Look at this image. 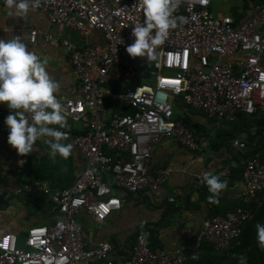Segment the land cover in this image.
Wrapping results in <instances>:
<instances>
[{"label": "built area", "instance_id": "obj_1", "mask_svg": "<svg viewBox=\"0 0 264 264\" xmlns=\"http://www.w3.org/2000/svg\"><path fill=\"white\" fill-rule=\"evenodd\" d=\"M173 2L174 15L184 22L170 29L165 42L153 49L156 59L147 61L126 53L134 40L132 27L144 20L137 0H38L36 10L50 23L84 38L98 31L104 43L77 46L45 37L52 47L67 51L79 83L76 97L58 96L66 108V127L60 130L85 165L70 187L51 193L41 189L57 208L51 223L28 228L22 247L15 234L0 236V264H185L206 245L215 254H227L239 244L243 227L264 202V159L258 155L243 163L241 205L204 219L199 231L170 253L151 249L150 234L143 230L130 255L115 259L109 242L94 244L76 221L82 211L97 223L119 212L122 203L114 190L135 194L160 187L167 172L153 174L150 158L161 139L202 152L197 138L174 117L175 103L226 122L264 112V6L235 24L231 16H215L211 0ZM0 4L6 5L4 0ZM36 36L31 30L29 42ZM230 146L244 149L238 139ZM22 190L33 189L26 185Z\"/></svg>", "mask_w": 264, "mask_h": 264}, {"label": "crops", "instance_id": "obj_2", "mask_svg": "<svg viewBox=\"0 0 264 264\" xmlns=\"http://www.w3.org/2000/svg\"><path fill=\"white\" fill-rule=\"evenodd\" d=\"M259 6H264V0H259V3L248 1L231 17L237 24ZM31 30L37 31L34 43L29 42ZM12 36H21L30 51L42 59L47 58V70L60 84L57 96L66 97L78 95L79 83L73 74L67 51L62 47H52L45 37H60L77 46L104 43L98 31L84 38L64 25L50 23L37 10L30 11L27 17H16L10 14L6 5L0 4V39ZM7 111L10 110L0 104V236L15 234L22 247L28 228L48 225L57 213L56 206L41 189L47 188L51 193L70 187L85 163L74 149L67 159L60 156L50 159L49 146L40 140L34 144L30 154L19 155L7 143L8 130L2 123ZM173 114L188 120L203 147L202 152H187L173 140L161 139L153 147L150 158L153 174L167 172L166 180L160 187L135 194L114 190L122 208L103 223L95 222L83 211L76 217L94 244L107 241L112 245L115 259H125L130 255L132 237L144 229L150 234L149 243L153 249L170 253L176 246L186 243L199 231L204 219L212 217V214L223 216L241 205L243 183L240 174L243 163L253 155L264 158V122L255 125L245 124L239 118L233 123L208 119L202 113L188 111L179 104L174 107ZM232 139L244 143L243 151L231 148ZM57 162L67 172L56 169ZM204 172L217 174L221 180L228 182L218 204L207 201L210 193L207 186L201 183ZM104 180L111 182L109 176H105ZM26 185L33 190L23 191ZM205 253L204 248L202 255Z\"/></svg>", "mask_w": 264, "mask_h": 264}, {"label": "clouds", "instance_id": "obj_3", "mask_svg": "<svg viewBox=\"0 0 264 264\" xmlns=\"http://www.w3.org/2000/svg\"><path fill=\"white\" fill-rule=\"evenodd\" d=\"M10 14L27 17L35 11L38 0H4ZM142 10L143 23L132 27L133 43L126 47L131 58L155 60L153 49L162 45L184 17L174 15L176 5L173 0H137ZM47 58L42 59L27 48L21 36L0 39V104L5 105L10 114L4 123L8 128L7 143L21 156L32 152L34 144L43 140L49 146V158L57 156L67 159L72 150L67 139L66 108L57 93L60 88L47 70ZM58 126V127H57ZM201 183L207 186L209 204H218L219 196L227 188V180L211 172H204ZM258 247L264 249V224L255 225ZM193 260L198 256L193 254ZM238 264H247V258L239 257Z\"/></svg>", "mask_w": 264, "mask_h": 264}, {"label": "trees", "instance_id": "obj_4", "mask_svg": "<svg viewBox=\"0 0 264 264\" xmlns=\"http://www.w3.org/2000/svg\"><path fill=\"white\" fill-rule=\"evenodd\" d=\"M107 105H110L107 103ZM106 105V107H108ZM178 105V103H175L174 107ZM113 110H116L115 107L111 106ZM173 107V110H174ZM188 111H195L193 109L187 108ZM114 112V111H113ZM126 113L128 111H125ZM198 112V111H196ZM201 113V112H200ZM176 119H181L182 123L187 126V128L193 133L195 136L193 129L188 125V120L185 117H175ZM242 120L243 123L247 124H255L260 125L262 122H264V112L262 114L252 115V114H239L235 117ZM235 119L232 122L227 123H233ZM196 137V136H195ZM108 155H112L110 152H106ZM254 156V155H253ZM260 157V156H259ZM261 158V157H260ZM264 159V158H263ZM211 216H214L213 214ZM257 223L264 224V202L261 205L260 208H258L254 212V216L249 221L242 230L241 236L239 238V244L236 245L234 248H232L227 254H215L210 246H205V254H201L197 260H189L185 264H238L239 257L244 256L247 258V264H264V249L258 247L257 240H256V230L255 225ZM146 230V229H144ZM139 234V233H138ZM134 235L132 237L133 242L131 243L130 249L132 250V247L135 243V238L138 235ZM19 243V240H18ZM203 248V250H204ZM151 249H153L151 247ZM203 253V252H202Z\"/></svg>", "mask_w": 264, "mask_h": 264}, {"label": "rangeland", "instance_id": "obj_5", "mask_svg": "<svg viewBox=\"0 0 264 264\" xmlns=\"http://www.w3.org/2000/svg\"><path fill=\"white\" fill-rule=\"evenodd\" d=\"M248 1L247 0H211V11L217 17L233 16L234 13H237V11L241 9L243 5L247 4ZM253 2L259 3V0ZM143 73H145V70H143ZM176 114L178 115L179 113L176 112ZM54 167L61 172L66 171V168H64L60 162H57Z\"/></svg>", "mask_w": 264, "mask_h": 264}]
</instances>
